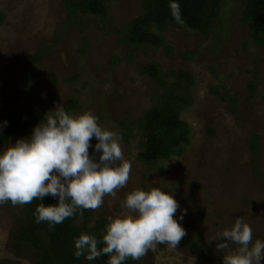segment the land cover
<instances>
[{
	"label": "rangeland",
	"instance_id": "obj_1",
	"mask_svg": "<svg viewBox=\"0 0 264 264\" xmlns=\"http://www.w3.org/2000/svg\"><path fill=\"white\" fill-rule=\"evenodd\" d=\"M64 1L0 0V120L14 115L32 130L40 120L26 119L29 110L42 111L43 121L59 104L73 114L92 112L102 128L122 138L131 163L127 187L89 210V224L118 214L135 188L174 190L175 219L206 253L158 244L138 259L141 264H189L192 256L195 264H223L216 241L208 240L236 217L251 226L253 240L264 241V42L255 43L240 19L244 0H221L205 33L168 24L163 45L136 49L121 30L142 13L145 0H102L104 15L72 9L71 16ZM149 62L159 67L155 77L142 72ZM187 95L190 103L178 110L189 128L183 153L155 164L137 160V130L129 128L126 138L121 122L151 109L175 111ZM30 133L8 134L0 151L6 141ZM95 143L93 137L94 158ZM22 207L0 204V258L38 264L48 238L37 229L35 246L21 240Z\"/></svg>",
	"mask_w": 264,
	"mask_h": 264
},
{
	"label": "clouds",
	"instance_id": "obj_2",
	"mask_svg": "<svg viewBox=\"0 0 264 264\" xmlns=\"http://www.w3.org/2000/svg\"><path fill=\"white\" fill-rule=\"evenodd\" d=\"M51 110L29 136L6 141L0 151V204L10 201L22 206L54 197L57 203L41 202L35 210L36 222L50 226L78 209H99L105 196L115 197L127 187L131 172L122 138L102 128L92 112L73 114L59 104ZM93 137L95 158L89 153ZM173 191L150 186L128 192L121 211L107 218L102 238L81 233L74 240V255L89 261L106 255L108 264H123L128 258L140 259L158 244L175 248L186 232L175 219L180 206ZM212 241L222 253L223 264H261L264 258V241L253 240L252 228L242 217L208 240ZM229 242L236 247L230 248ZM189 264H195L194 256Z\"/></svg>",
	"mask_w": 264,
	"mask_h": 264
},
{
	"label": "trees",
	"instance_id": "obj_3",
	"mask_svg": "<svg viewBox=\"0 0 264 264\" xmlns=\"http://www.w3.org/2000/svg\"><path fill=\"white\" fill-rule=\"evenodd\" d=\"M220 3L221 0H145L142 13L134 17L121 30L122 38L127 46L133 49L141 46L156 48L163 45L162 30L168 24H178L189 30L205 33L217 17ZM63 5L65 10L70 12L69 16L72 9L92 15H104L106 12L102 0H65ZM240 19L246 24L249 35L255 43L264 42V0H244ZM142 72L155 77L159 74V67L149 62L142 68ZM186 77L190 78L188 75ZM187 86L189 83L185 88ZM186 99L187 102L180 103L175 111L162 112L151 109L143 112L137 119L121 122L126 138L130 135L129 128L134 127L137 130L135 153L137 160L146 164H155L171 157H178L183 153L189 141V128L187 123L179 117L178 110L190 103L189 95ZM71 102L73 101H66L65 106L71 107ZM28 118L41 120L43 119L42 111L29 110L26 113V119ZM30 131L25 120L19 121L14 115L3 117L0 120V143L8 134H25ZM251 149L253 153H256L257 145L252 144ZM41 202L55 204L57 199L47 196L43 201L34 200L30 204L22 205L23 216L27 222L19 232L22 241L34 246L38 243L35 234L37 229L47 236L48 244L42 249L38 264H108L106 255H101L92 261L87 260L83 255L79 258L74 255L76 251L74 240L81 233L101 239L108 222L107 218L100 215L92 224H89L90 211L78 209L72 217L60 224L50 226L46 222L37 223L35 210ZM179 246L193 255L202 256L206 253L202 246L187 235L181 240ZM0 264L15 263L3 261ZM123 264H141V262L128 258Z\"/></svg>",
	"mask_w": 264,
	"mask_h": 264
},
{
	"label": "flooded vegetation",
	"instance_id": "obj_4",
	"mask_svg": "<svg viewBox=\"0 0 264 264\" xmlns=\"http://www.w3.org/2000/svg\"><path fill=\"white\" fill-rule=\"evenodd\" d=\"M3 261H9V259L0 258V262H3ZM10 262H12V261H10Z\"/></svg>",
	"mask_w": 264,
	"mask_h": 264
}]
</instances>
